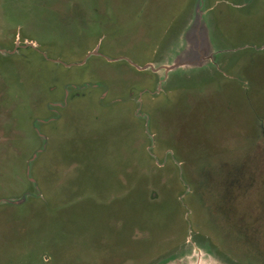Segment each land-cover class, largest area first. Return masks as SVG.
Wrapping results in <instances>:
<instances>
[{
  "label": "rangeland",
  "instance_id": "374dc122",
  "mask_svg": "<svg viewBox=\"0 0 264 264\" xmlns=\"http://www.w3.org/2000/svg\"><path fill=\"white\" fill-rule=\"evenodd\" d=\"M0 264H264V0H0Z\"/></svg>",
  "mask_w": 264,
  "mask_h": 264
},
{
  "label": "water",
  "instance_id": "95a60500",
  "mask_svg": "<svg viewBox=\"0 0 264 264\" xmlns=\"http://www.w3.org/2000/svg\"><path fill=\"white\" fill-rule=\"evenodd\" d=\"M186 64H189V63H187V61L184 60V58H183V59L177 60V62L174 65L169 66V67H164V68L166 69V71H169V70H172V69H174L175 67H177L179 65H186Z\"/></svg>",
  "mask_w": 264,
  "mask_h": 264
}]
</instances>
